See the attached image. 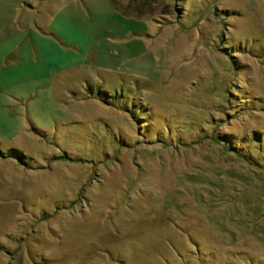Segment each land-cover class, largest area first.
<instances>
[{"label":"rangeland","instance_id":"374dc122","mask_svg":"<svg viewBox=\"0 0 264 264\" xmlns=\"http://www.w3.org/2000/svg\"><path fill=\"white\" fill-rule=\"evenodd\" d=\"M0 264H264V0H0Z\"/></svg>","mask_w":264,"mask_h":264},{"label":"trees","instance_id":"16d2710c","mask_svg":"<svg viewBox=\"0 0 264 264\" xmlns=\"http://www.w3.org/2000/svg\"><path fill=\"white\" fill-rule=\"evenodd\" d=\"M20 156H22L21 152L16 149H10L6 153L0 151V157H3V158L13 157L15 159H20Z\"/></svg>","mask_w":264,"mask_h":264}]
</instances>
